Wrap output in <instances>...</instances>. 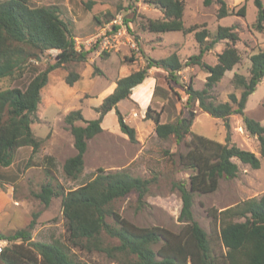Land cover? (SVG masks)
I'll list each match as a JSON object with an SVG mask.
<instances>
[{"label":"trees","instance_id":"1","mask_svg":"<svg viewBox=\"0 0 264 264\" xmlns=\"http://www.w3.org/2000/svg\"><path fill=\"white\" fill-rule=\"evenodd\" d=\"M144 2L158 9L162 18L146 19L143 29L150 33H194L199 51L189 56L185 63L175 53L163 59L145 57L142 69L117 80L113 92L94 109L97 113L94 120L84 119L80 110L71 111L64 122L76 152L65 160L62 171L67 179L79 178L84 170L88 141L103 131L102 121L112 110L120 132L131 143H137L135 129L125 122L117 105L128 100L132 90L143 83L151 69L164 71L177 83L178 73L184 67L198 66L207 77L201 90L194 89L190 82L184 86L186 105L197 104L204 113L222 120L224 143L194 134L189 119L178 117L175 122L162 123L161 113L150 107L144 116V120L154 124L157 139L172 138L177 145L184 142L187 147L184 153L169 156L172 167L179 172H189L187 181L177 180L171 184L181 201L180 230L174 233L158 226L139 227L112 208L115 201L132 193L137 195L138 204L143 205L155 177L139 178L124 170L106 172L98 168L91 180L73 190H65L55 176L54 159L47 156L43 159L47 181L33 196L44 207H48L53 198L61 199L64 238H51L48 243L32 240L33 219L23 229L0 233V241L6 242L0 247V264H88L77 259L76 251L102 255L116 264H264V192L259 198L211 211L212 234L215 233L221 249L216 248L213 236L194 220L192 211L196 195L211 194L217 190L221 179L237 177L239 168L235 160L252 170H258L261 160L264 161V125L244 114L248 97L264 79V51L259 50L249 57L247 77L234 75L232 82L240 90L239 97L230 93L227 101L218 102L214 89L224 74L241 62L235 47L239 41L238 27L219 26L211 35L205 29L199 31L196 25L184 27L182 0ZM212 4L218 7L216 17L219 20L234 14L224 0H203L205 7ZM253 4L256 8L253 28L262 32L264 6L261 0H253ZM235 14L244 17L245 5ZM112 19L110 16L105 21ZM122 19L131 32L129 23L132 20L126 16ZM97 22L100 21L97 19ZM119 28L113 25L112 31ZM221 42H225V47L216 54V63H205L203 57ZM51 50L57 51L51 65L42 71L32 67L31 61H36V56ZM88 54L89 51L76 49L68 24L61 18L57 6H31L30 0H0V83L21 80L28 70L32 72L23 88L18 84L0 88V168H9L20 148H31V157L38 153L43 141L34 134L32 124L37 120L41 90L47 85L50 72L70 63L83 62ZM79 79L78 74L70 72L65 83L71 87ZM232 115H239L245 131L256 138L259 156L231 143L229 117ZM76 122L84 125H76Z\"/></svg>","mask_w":264,"mask_h":264},{"label":"rangeland","instance_id":"2","mask_svg":"<svg viewBox=\"0 0 264 264\" xmlns=\"http://www.w3.org/2000/svg\"><path fill=\"white\" fill-rule=\"evenodd\" d=\"M182 1L185 28L196 25L199 31L205 29L212 35L219 26L238 27L239 41L235 47L241 62L224 74L213 94L218 102L227 101L230 93L239 97L240 90L232 82L234 75L247 77L249 57L259 50L264 51V30L258 32L253 28L256 19L253 0H224L234 14L220 20L216 17L217 5L205 7L203 0ZM261 2L264 6V0ZM30 5L57 6L78 50L89 51V54L83 62L70 63L50 72L48 83L41 90L37 120L32 124L34 134L43 141L38 153L31 157V148H20L15 153L13 164L9 168H0V233L9 234L23 229L34 219L32 240L48 243L51 238H64L61 199L53 198L49 206L44 207L33 196L47 181L43 171V159L47 156L54 159L55 176L65 190H73L85 184L94 177L98 168L106 172L124 170L139 178L155 177L143 205L138 204L137 195L132 193L115 201L112 208L136 226H158L178 232L182 226L178 221L181 201L171 184L177 180L187 181L189 172H179L172 167L169 156L172 153H184L187 147L184 142L177 145L172 138L165 141L157 139L154 124L144 120V116L150 107L161 113L162 123L175 122L178 117L189 119L190 130L194 134L224 143L222 120L204 113L197 104L191 107L186 105L184 86L190 82L194 89L201 90L207 77L202 69L198 66L184 67L178 73L177 83L172 82L164 71L151 69L147 80L132 90L128 100L117 105L125 122L135 129L137 143H131L120 132L114 110L108 112L101 124L104 130L88 141L84 170L75 181L67 179L62 171L65 160L76 152L64 119L76 110H80L86 120L96 119L94 109L113 92L118 79L145 66V57L163 59L175 53L185 63L189 56L199 51L194 33L146 31L142 28L145 20L161 19L162 13L147 5L144 0H30ZM243 5L246 7L245 16L236 15ZM110 16L113 19L106 22ZM123 16L132 20L129 23L131 32L123 24ZM113 25L120 28L114 32ZM224 47L225 42L215 45L203 57V61L214 65L216 54ZM56 55L55 50L39 54L36 61H31L32 67L45 70L53 63ZM70 72L80 76L71 87L65 83ZM31 77L32 72L28 70L21 80L4 81L0 83V88L17 84L23 88ZM244 114L264 125V79L248 97ZM229 123L231 143L259 156L256 138L245 131L241 117L232 115ZM75 124L84 125L81 122ZM235 162L239 168L237 177L221 179L215 192L194 197L193 218L208 235L213 236L217 249L221 247L214 237L215 233L212 234L214 225L211 211H221L245 200L259 198L264 192V161L261 160L258 170ZM4 245L6 242L0 241V247ZM76 257L88 264H116L97 254L87 255L76 251Z\"/></svg>","mask_w":264,"mask_h":264},{"label":"built area","instance_id":"3","mask_svg":"<svg viewBox=\"0 0 264 264\" xmlns=\"http://www.w3.org/2000/svg\"><path fill=\"white\" fill-rule=\"evenodd\" d=\"M114 22H116V21H114ZM74 41H75V40H74ZM75 46H76V49H78V45H77L76 41H75Z\"/></svg>","mask_w":264,"mask_h":264},{"label":"crops","instance_id":"4","mask_svg":"<svg viewBox=\"0 0 264 264\" xmlns=\"http://www.w3.org/2000/svg\"><path fill=\"white\" fill-rule=\"evenodd\" d=\"M146 80H147V78H146ZM144 82V81H143ZM147 82H149V81H147ZM115 85V87H116V84H114ZM141 85V84H140ZM135 89V88H134ZM103 129V128H102ZM104 130V129H103ZM38 137V136H37ZM258 156V155H257Z\"/></svg>","mask_w":264,"mask_h":264}]
</instances>
